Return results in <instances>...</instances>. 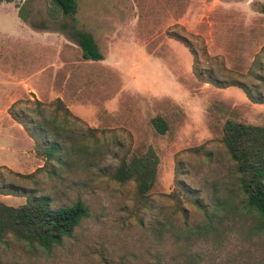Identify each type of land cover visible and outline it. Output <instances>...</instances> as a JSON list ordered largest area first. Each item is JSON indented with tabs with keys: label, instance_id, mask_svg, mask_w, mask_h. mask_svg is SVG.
Instances as JSON below:
<instances>
[{
	"label": "rangeland",
	"instance_id": "obj_1",
	"mask_svg": "<svg viewBox=\"0 0 264 264\" xmlns=\"http://www.w3.org/2000/svg\"><path fill=\"white\" fill-rule=\"evenodd\" d=\"M75 1L70 16L0 2V201L88 212L49 250L0 237V264H264V218L244 207L222 141L226 121L264 126V103L232 85L264 95V0ZM74 31L102 60L82 58ZM42 118H56L61 163L41 152L58 132L45 138ZM148 151L142 196L115 171Z\"/></svg>",
	"mask_w": 264,
	"mask_h": 264
},
{
	"label": "trees",
	"instance_id": "obj_2",
	"mask_svg": "<svg viewBox=\"0 0 264 264\" xmlns=\"http://www.w3.org/2000/svg\"><path fill=\"white\" fill-rule=\"evenodd\" d=\"M12 1L0 0V2ZM49 1L65 16L73 15L76 11L75 0ZM262 11L264 13V9ZM71 36L81 49L84 60H102V54L91 35L82 31H74ZM260 80L262 81L263 78ZM207 83L220 87L217 80H208ZM232 85L242 89L251 103H264V95L259 92L258 86L251 90L245 85ZM36 103L41 104L38 100ZM54 111V114L61 111L66 117L71 115L60 99H56ZM19 123L22 124L21 121ZM152 123L159 133L165 132L166 125L161 118L154 119ZM22 126L29 132L26 124ZM58 127L56 118L47 120L42 118L39 125L41 133H44L47 139L55 134L50 135L51 130L52 132L58 131L49 146L41 147L46 162L61 163L62 156L65 155L58 142L57 134L61 131ZM29 134L30 137H34L33 133L29 132ZM222 141L231 160L235 163L236 173L239 176V190L245 198L244 207L264 218V126L226 121L223 126ZM157 162V157L152 151L133 156L129 161H121L115 171V178L121 182H135L138 193L144 196L154 184ZM87 216V209L80 201L58 209H52L49 201L44 198L28 199L19 207L8 206L0 201V237L10 234L17 240L49 250L59 245L63 238L70 236Z\"/></svg>",
	"mask_w": 264,
	"mask_h": 264
}]
</instances>
